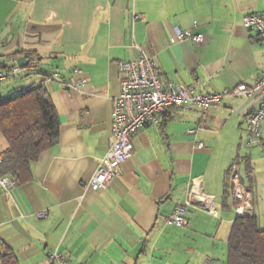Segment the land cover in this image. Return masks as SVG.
I'll use <instances>...</instances> for the list:
<instances>
[{"label":"crops","instance_id":"1","mask_svg":"<svg viewBox=\"0 0 264 264\" xmlns=\"http://www.w3.org/2000/svg\"><path fill=\"white\" fill-rule=\"evenodd\" d=\"M253 12L264 14V0H0V67L27 52L40 57L37 70L21 68L0 83V103L43 85L60 120L58 143L33 164L32 180L0 185V255L6 246L19 264H48L52 251L69 264H227L231 162L239 159L255 208L264 181V120L261 143L249 145L248 135L258 92L205 110L168 107L159 124L134 134L132 156L107 188L84 184L115 140L118 61L136 59L141 48L183 87L199 80L210 93L251 88L264 70V45L243 25ZM176 28L205 40H179ZM79 80L83 87L66 90ZM7 149L0 133L1 159ZM196 177L216 213L195 200L188 225L176 226L170 215Z\"/></svg>","mask_w":264,"mask_h":264},{"label":"built area","instance_id":"2","mask_svg":"<svg viewBox=\"0 0 264 264\" xmlns=\"http://www.w3.org/2000/svg\"><path fill=\"white\" fill-rule=\"evenodd\" d=\"M140 16L134 14V20ZM243 25L247 30L254 31L264 45V14L248 13L243 17ZM198 21H194L193 29L198 28ZM177 38L191 39L196 44L205 40L202 33L193 32L192 29L182 31L175 29ZM139 56L133 60H119L118 73L121 82V93L115 97L113 103V130L115 140L101 159L99 166L91 179L84 184L93 190L105 189L110 182L121 175V165L129 159L133 153V136L145 126L159 124L160 114L168 107L187 109L198 107L205 110L209 107H217L222 99L229 96H248L254 92L259 93V105L248 119L249 145L260 142V126L264 120V70L253 87L245 84L223 92H204L200 88L201 82L197 80L186 87L176 82L165 79L157 70L154 61L139 48ZM15 65L3 70L0 67V83L15 75L21 69L14 59ZM86 80H79L73 84H67L66 90H75L83 87ZM193 128L188 133L194 134ZM197 147L203 148L202 142ZM0 158V162H1ZM229 192L232 199V208L237 216L252 215L255 212L253 195L243 183L241 177V164L239 159H234L229 167ZM0 185L9 188L14 185L10 176L0 177ZM198 201L211 213H216L214 197L204 192L200 177L193 178L184 204H177L170 215V221L176 226H187V207L194 201ZM40 218L48 215V211H40ZM48 264H69L64 254L52 251L47 258Z\"/></svg>","mask_w":264,"mask_h":264},{"label":"trees","instance_id":"3","mask_svg":"<svg viewBox=\"0 0 264 264\" xmlns=\"http://www.w3.org/2000/svg\"><path fill=\"white\" fill-rule=\"evenodd\" d=\"M25 56L29 59L26 68L37 70L40 57L33 52ZM0 133L8 142L0 162V177L10 176L19 184L31 181L33 164L56 146L60 134L58 114L43 85L17 90L0 103ZM0 259L1 264H19L16 254L6 246ZM227 264H264V228L256 212L234 218Z\"/></svg>","mask_w":264,"mask_h":264},{"label":"rangeland","instance_id":"4","mask_svg":"<svg viewBox=\"0 0 264 264\" xmlns=\"http://www.w3.org/2000/svg\"><path fill=\"white\" fill-rule=\"evenodd\" d=\"M15 75H17V74H15ZM20 75H22V72L20 73ZM260 168H261L262 172L260 173L259 176L260 177L263 176V178H264V165L261 164ZM254 194H255V198H256L255 199L256 200V208H255L256 210H255V212L259 216L261 227L264 228V181L259 183L257 189L254 191ZM229 216L232 219H234L237 215L235 214V212L232 209V210L229 211ZM231 226H232V224H230V222H229L228 232L226 234H229V232L231 230ZM194 264H198V263L195 262Z\"/></svg>","mask_w":264,"mask_h":264},{"label":"water","instance_id":"5","mask_svg":"<svg viewBox=\"0 0 264 264\" xmlns=\"http://www.w3.org/2000/svg\"><path fill=\"white\" fill-rule=\"evenodd\" d=\"M17 64L19 65V67L25 68L29 64V59L24 55L19 56L17 58Z\"/></svg>","mask_w":264,"mask_h":264}]
</instances>
